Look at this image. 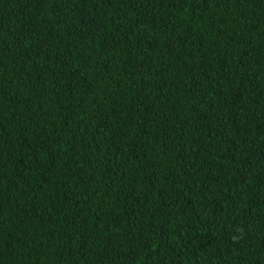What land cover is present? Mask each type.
Here are the masks:
<instances>
[{
	"label": "trees",
	"instance_id": "1",
	"mask_svg": "<svg viewBox=\"0 0 264 264\" xmlns=\"http://www.w3.org/2000/svg\"><path fill=\"white\" fill-rule=\"evenodd\" d=\"M0 264H264V0H0Z\"/></svg>",
	"mask_w": 264,
	"mask_h": 264
}]
</instances>
